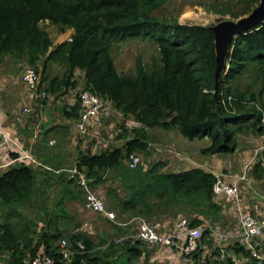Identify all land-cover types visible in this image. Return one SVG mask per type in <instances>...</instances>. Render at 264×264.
<instances>
[{"label": "trees", "instance_id": "obj_1", "mask_svg": "<svg viewBox=\"0 0 264 264\" xmlns=\"http://www.w3.org/2000/svg\"><path fill=\"white\" fill-rule=\"evenodd\" d=\"M163 1L0 0V55L23 56L35 69V63L42 59L39 83L45 87V96L63 94L68 88L76 87L75 72H81L82 88L108 100L136 125L123 127L118 133L120 137L126 130L132 133L121 145L77 148L72 161L65 166L60 159L55 160L60 162L54 164L56 168L75 164L91 189L104 185L105 171L114 170L118 185H106L101 194L109 197L119 211L142 217L156 213L177 217L179 210H192L194 215L187 217L186 226L203 227L204 219L208 224L214 223L221 211L211 190L212 172L199 166L162 171L160 160L147 167H129L124 160L132 151L147 149V129L153 126L176 129L189 140L206 138L207 144L200 147L202 153L229 152L235 146L236 133L264 131L260 111L248 103L252 99L260 102L261 91L246 94L247 90L232 84L251 63L264 73V17L230 41L224 67L215 75L211 26L167 22L155 17L151 11ZM240 3L244 6L235 15L248 12L257 0H240ZM213 10L226 12L220 8ZM44 19L60 31L71 28L69 38L52 44L48 33L39 25ZM131 38L152 41L156 58L151 64H144L137 57L132 71L121 73L114 67L109 49L112 43ZM47 61L61 65L60 74L45 75ZM227 95L232 97L228 103ZM259 104L260 108L264 107V103ZM80 110L77 90L71 101L59 107L66 118H76ZM16 154L11 153L12 157ZM12 160L0 173V203L4 207L0 221V264H26L27 259L37 254L48 257L49 264H119V261L130 264V259L142 253L137 241L125 245L124 253L94 249L88 235L70 231L71 216L65 208V202L79 198L80 193L82 200V187L64 169L36 171L27 158L18 156ZM256 166L254 172L259 169ZM36 172H40L39 182ZM54 182L60 194L51 208L40 206L41 215L36 220L19 222L13 218L31 200L40 199ZM41 184L43 187L39 188ZM207 235V227L202 228L199 242L205 241ZM61 237L66 239V247L73 250L65 257L57 244ZM78 241L83 250L76 249ZM226 249L247 256L236 264H255L248 257V250L237 241L226 245ZM2 253H6L3 258ZM214 253L201 257L197 248L191 259L194 264H214ZM225 260L226 264H234L230 256Z\"/></svg>", "mask_w": 264, "mask_h": 264}, {"label": "rangeland", "instance_id": "obj_2", "mask_svg": "<svg viewBox=\"0 0 264 264\" xmlns=\"http://www.w3.org/2000/svg\"><path fill=\"white\" fill-rule=\"evenodd\" d=\"M257 3H260L259 0H257ZM243 6L244 5L241 6L240 0H164L161 5L157 6L151 11V14L167 22L175 20L179 23L206 24L209 26H213L216 30L217 43L218 45H220L223 44L224 39H226V41L228 40L230 43V41L237 36L235 34L236 32H233V27L238 26L242 22H245L247 19H249L247 12L240 15L234 14L241 8H243ZM213 7L220 8L221 10H226V12H216L215 10H213ZM260 8L261 6L257 7L256 10L254 8L255 16H257L258 14V12L256 11ZM39 25L48 33L52 44L67 39L71 31L69 30V28H65L63 31H60L54 24L49 23L45 19L39 21ZM251 25L252 24H250L249 27H251ZM228 51L229 48L227 49V53ZM109 52L114 67L118 72L121 73L132 71L137 57L140 58V60L144 64H151L152 59L156 58V47L154 43L145 38H131L114 42L111 44ZM227 53L224 55V57H222L221 60H219V69L221 68V70L226 62L225 57L227 56ZM41 62L42 59L38 60L35 63V70H37V73H39V78L41 71ZM26 66L34 67V65L28 64L23 56H16L13 54L0 55V97L2 94V90L6 93L11 87L17 88L21 93L19 95L18 111H21V107L23 105H27L29 109H31L30 112L28 111L29 115H37L35 117L38 118V121L34 122V129L38 130L39 125L43 123L40 122V119L46 118V120L44 121H47L48 124L52 125L57 120L64 118L59 111L60 105L62 103H68L69 101H71V97H74L76 90L78 93V91L82 89L83 81L81 75L78 74L76 75V87L68 88V90L63 94L57 92L55 95H44L36 101H32L29 98L28 90L24 86V82H22L21 79V74L23 73L22 71ZM61 69V65L47 61L45 64L44 72L45 75H52L54 73L60 74ZM256 70L257 68L253 65V63L249 64L246 71L242 73L238 78H236L232 84H234V87L238 89L247 90L246 94L259 89L262 94V99L259 100L260 102L255 99H252L248 102L253 104L258 109L261 106L259 103H264V73L259 70H257L256 72ZM261 76H263V78H261ZM10 94L11 97L14 98L15 93L13 90H10ZM68 97H70V99L67 101L66 98ZM7 98H9V96ZM2 99L4 100V98ZM43 103L45 106L49 107L51 111L47 108H43ZM104 106H107L109 108L104 110L103 108H101V110L99 111L101 112L103 110L101 115L99 114L101 116V119H90L81 132H78L74 126L77 118L74 120V122L70 119V121L66 124L54 125V132H51V135L54 136V141H52V145H47L48 149H50V147L55 148L58 145L59 142H56V139L58 141L59 139H62L69 134L67 132V129L72 125V122L75 129V132L71 135V138L69 137L66 139V146L64 143H62L59 148L64 149V152H62L64 157L61 158L62 165L65 166V164L71 162V158L74 157L77 148L84 150L86 148L91 149V147L94 149H103L114 145L119 146L124 142L126 138L132 135V133L127 130L124 132V136L122 137L118 136V133L123 130V127L129 128L131 126H136L133 125V119L131 117L130 119L129 115L124 116L120 112V110L113 107V105L109 103L108 100H106ZM262 111L264 112V107H262ZM261 122L263 123L261 124L264 125V122ZM32 135L33 133H31L30 137L38 141V132L33 137ZM1 139L4 140V144H9L8 146L13 147L15 151H17L18 148H22L25 146L23 140H21L16 134L11 136L7 135L6 129H0V140ZM206 144V138H195L194 141H190L189 139L182 138L178 134L176 129L166 130L157 126H153L147 129V149L145 151L135 150L132 152H135V154H137V164L135 163L136 166L140 165L142 167H147L154 161L160 160L163 162L162 171L179 170L180 167L185 168L187 166V168H189L190 166H199L200 161H198L197 158L201 157L199 155V153H201L200 147L205 146ZM187 147H189V150L187 149ZM234 147L235 150L231 153H219L216 154V156L212 157L211 161L212 165L214 166L211 168V170L213 172L227 170V168L219 167L220 165L222 166V164L225 163L226 159L234 158V160L237 161L241 158L242 153L246 155L252 153L253 151H258V149L259 152L254 159H257L258 157L260 159L257 160L255 164H257L259 161L264 162V131L261 130L259 132L257 130H246L242 133H236ZM44 152L45 151H43L42 154H44ZM30 155L33 160H35L33 162L38 167H40V169H46L48 171L54 172L59 170V168H56L55 166H47L46 163L54 165L60 162L55 161L52 163L51 161L50 163L49 159L46 156H43L42 158H35L32 154ZM124 164L129 165V161L125 159ZM239 165L240 161L238 160L236 166L239 167ZM207 170L209 171V169ZM42 172L43 176L47 175L45 170ZM104 175V185H97L93 188L100 194L102 193V191H104L106 185H118V175L115 174L114 170L105 171ZM248 181L249 178L246 180V182L248 183ZM242 186L243 183H241L240 185L241 192L245 190V192L249 193V191H251L247 189V186ZM42 187V184L39 185V188ZM117 190L121 193V190L118 187ZM49 191L50 192H48L44 197L42 196L40 199L30 202L26 207L20 210L19 216L13 218H16V221L19 222L24 219H35L37 215H41L40 206H48L51 208L54 200L60 193L58 190L57 192H55L52 187L49 188ZM102 199L105 207L109 210L114 211L116 223L109 221L101 213L82 210L80 208L82 202L80 193L79 198H75L73 200L70 199L65 202L66 211L68 215L71 216L70 231L88 235L90 240L92 241L94 249L105 250L104 252H109V250H111L116 253L118 251L124 253L125 245L132 242L125 240L122 242V244L110 245L112 246L110 248H108V246L104 247L103 245L104 242H106L105 240H107L109 237L118 235L119 233L126 234L134 232V223H130L129 225H122L121 223L135 215H129L127 213L119 211L117 208L112 206L109 197H106L105 195H102ZM179 211L180 212H178V214L185 217H192L194 215L192 210ZM2 215H4V207L3 204L0 203V221L2 219ZM175 215L176 214L173 215L171 213H156L150 215V217L145 218H147L148 220H160L164 218H174ZM12 221L14 220L12 219ZM206 223L208 222L206 221ZM219 223L221 227L225 225L222 222ZM227 245H231V242H228ZM106 254L107 253L103 255L106 256ZM154 254L155 252L144 250L143 253H141L137 258H132L129 262L130 264H159L154 261H150V258H152V255ZM214 254L216 255V253ZM2 255L3 258L6 256V253H2ZM154 257H157V255H154ZM0 261H2L1 258ZM212 261H214V264H226L224 263L226 262V260H217L215 257ZM119 264L126 263L119 261Z\"/></svg>", "mask_w": 264, "mask_h": 264}, {"label": "built area", "instance_id": "obj_3", "mask_svg": "<svg viewBox=\"0 0 264 264\" xmlns=\"http://www.w3.org/2000/svg\"><path fill=\"white\" fill-rule=\"evenodd\" d=\"M22 72L21 79L22 82H24V86L28 90L29 98L32 101H36L44 96L46 94L45 87L39 83L40 78L37 70H35L32 66H26ZM230 99H232L231 95H227L226 102L228 103ZM78 100L81 105V110L76 117L77 119L75 118L76 121L74 126L78 132H81L90 119H100V115L103 110L108 109L109 107L104 106L106 103L105 99L96 95L93 91L87 88L79 90ZM101 108H103V110L99 112ZM258 110L261 113L260 123H262L261 121L264 122V112L260 107ZM28 111L30 112L31 109H29L27 105H23L21 107L20 112L22 114H28ZM17 152L18 153L15 157L20 156L22 158H27L30 162L34 161L30 153L26 151L24 147L18 148ZM252 157L253 154L245 161L242 165L240 173L234 174L226 171L214 172V180L211 185V190L215 196L225 195L230 198L236 212L238 224L235 241L248 250V257L250 256L253 258L255 264H264V251L260 248L259 241L254 239L256 236L261 234L264 229V218L256 217L247 212L243 208L239 196L238 182L245 178V170L249 168ZM127 161H129V167H135L137 164V154H135V152L129 153ZM62 169L67 172L68 177L73 178L75 183L80 185L83 189V198L80 208L82 210L101 213L109 221L116 223L114 211L104 207L102 195L88 186V180L80 172V170L77 169L75 164H71L67 168H59V170ZM130 223L135 224L134 232L126 234L119 233L118 235L109 237L103 246L106 247L110 244H122L125 240L130 242L137 241L142 250L144 248L152 247L156 251L159 248L165 250L166 252L174 253L177 257L178 264H188L191 260L192 253L197 250V248L200 249L201 253L202 249L199 247L200 230L207 227L208 232H210L212 236L214 235L211 251L216 252L215 258L217 260H225L226 257L230 256V259L234 264L243 261L240 256L226 250L225 240L229 239L232 234L229 231L218 227V224L215 222L205 224L203 227L200 225L186 226L187 218L179 215L166 220H148L142 216H133L121 224L129 225ZM57 244L62 249V257L72 253L73 250L66 247V239L64 237L59 238ZM76 249L83 250V245L80 241L77 242ZM203 252L207 253L205 249ZM153 259L157 258L153 257ZM25 262L26 264H49L50 259L46 256L37 254L30 259H27Z\"/></svg>", "mask_w": 264, "mask_h": 264}, {"label": "crops", "instance_id": "obj_4", "mask_svg": "<svg viewBox=\"0 0 264 264\" xmlns=\"http://www.w3.org/2000/svg\"><path fill=\"white\" fill-rule=\"evenodd\" d=\"M69 30L72 31L71 28H69ZM71 31H70V33H71ZM78 74L81 75V72L76 70L75 75H78ZM10 90L14 91V93H15L14 98L11 97ZM17 90H18L17 88H13V87H11L6 93H5V91L2 90L1 97L4 98V100L0 97V129H3V130L6 129L7 135H9V136L16 134L21 140H23L24 145H25L24 147L35 158L36 157L42 158L43 156L47 155L49 157V159H51L52 162H55L56 159H58V160L60 159V161H61V158L64 157V155L62 153V152H64V149H59V148L62 145V143H64L66 146V139L69 137L71 138V135L74 134L75 129L73 126V122H74L75 118H66L63 116L64 117L63 119L57 120L52 125L48 124L47 121H44V120H46V118L40 119V122H43V123H41V125H39L38 130H35L34 129V122H37L38 118L37 117L33 118L32 115L30 116L29 114H22L21 112L18 111V109H19V95L21 93L19 92V90L18 91ZM8 96H9V98H7ZM69 99H70V97L66 98L67 101ZM72 99L73 98L71 97V100ZM43 105H44V103H43ZM43 108H47L48 110H50L49 107H47L45 105ZM70 119H71V121H73L72 125L67 129V132L70 135L68 134L67 136L63 137L62 139H59L58 141L56 139V142H59L58 145L55 148L50 147V149H48L47 145H52V141H54V136L51 135V132H54V125L66 124L70 121ZM100 119H101V117H100ZM37 132L39 134L38 141L35 140L34 138L30 137L31 133H33V135H32V137H33L34 135L37 134ZM181 137L185 139V137H183V136H181ZM194 140L195 139H190V141H194ZM3 142H4V140L1 139L0 140V172L4 168H6L7 165L13 163L12 159H14L15 157H12L11 153H13V152L18 153L17 151H15V149L13 147L8 146L9 144H4ZM187 149L189 150V147H187ZM44 150H47V151H45V153L42 154L43 152H41V151H44ZM234 150H235V147L233 146V147H231L229 152H225V153H231ZM258 152H259V149H258V151H253L252 153L246 154V155H244V153H242L241 158L238 159L240 161L239 167L236 166L238 163V160L235 161L234 158L226 159L225 163L222 164V166L220 165L219 167L227 168V170H224L226 172H231L234 174L240 173L241 169H242V165L250 157V155L252 156V154H253L252 160L249 164V168L247 170H245V178L238 182L239 196H240L241 204L247 212L253 214L256 217H263L264 218V162L259 161L257 163V166H256L259 169L255 172L253 171L255 168L254 167L255 163L257 162V160L260 159L259 157L257 159H254ZM216 154H219V153H202V152L199 153V155L201 156V157L197 158V160L200 161L199 167H201V168L204 167V169L205 168H206V170L209 169L210 172L214 173L211 170V168L214 166V165H212L211 159H212V157L216 156ZM65 158H66V156H65ZM222 160H224V159H222ZM31 164H32L33 168L36 169V171H38L37 170L38 168L40 169V167H38L34 162H31ZM52 166H54V165H52ZM186 168H187V166L185 168L180 167L179 169H186ZM233 168H237V169H233ZM236 170H238V171H236ZM246 172H247V174H246ZM36 174H37V172H36ZM39 178H41L40 172L37 174L38 182H39ZM248 178H249V181L247 183L246 180ZM50 181H53V180L50 179ZM241 183H243L242 187L247 186V189H249L251 191H249V193L245 192V190L243 192H241V189H240ZM50 187H52L54 189V191L56 192L57 186H56V183L54 182L51 186L46 188V192L42 193L43 197L48 192H50L49 191ZM214 198L217 201V203L221 206V211L218 215L219 218L216 220L215 223L218 224V227L223 228L232 234V236L229 237V239L225 240V243L227 245L228 242L232 243L236 240V233L238 231L236 212H235V209L233 208V205H232L230 198L226 197L225 195H218V196H215ZM37 199H39V198H36V200ZM31 202H32V200H31ZM253 210H254V212H253ZM166 219H168V218H166ZM166 219H163V220H166ZM202 219H204V216L202 217ZM206 221L207 220L204 219L203 224H208V223H206ZM219 222H222L225 225L224 226L222 225L223 227H221L219 225L220 224ZM125 225H128V224H125ZM87 232H89V231H87ZM213 237H214V235L212 236V234L210 232H208V235L206 236V240L200 241L199 247L202 248L201 253H200L201 257L207 256L211 252V246H213ZM254 239H257L259 241L260 248L263 249V251H264V229L262 230L261 234L256 236ZM204 249L207 251V253L203 252ZM144 250L155 252L154 255H157V257H156L157 259H153L154 255H152V258H150L151 262L154 261V262L159 263V264H171V263L178 264L177 257L174 255V253H169V252H166L165 250H162L159 248L155 251L154 248H152V247L144 248L142 250V253ZM237 256H240L243 259V261L247 259V256H241L240 254H237ZM190 263L194 264L192 259L190 260Z\"/></svg>", "mask_w": 264, "mask_h": 264}, {"label": "water", "instance_id": "obj_5", "mask_svg": "<svg viewBox=\"0 0 264 264\" xmlns=\"http://www.w3.org/2000/svg\"><path fill=\"white\" fill-rule=\"evenodd\" d=\"M260 3H256L249 12H247L248 18L245 22H242L240 25L233 27V32H236L235 34L238 35L242 33L246 28L250 26V24H254L258 21H260L264 17V0H259ZM261 6L258 12L257 16L254 15V8L256 10L257 7ZM251 25V26H252ZM214 32V40H213V45H214V55H215V75H219L221 72V68L219 69L220 62L219 60L224 57V55L227 53L229 41L224 39L223 44L218 45L217 40H216V30L213 26H211ZM69 38V37H68ZM67 38V39H68ZM55 44V43H54Z\"/></svg>", "mask_w": 264, "mask_h": 264}, {"label": "bare ground", "instance_id": "obj_6", "mask_svg": "<svg viewBox=\"0 0 264 264\" xmlns=\"http://www.w3.org/2000/svg\"><path fill=\"white\" fill-rule=\"evenodd\" d=\"M32 104V103H31ZM37 106V105H36ZM31 108H33V107H31Z\"/></svg>", "mask_w": 264, "mask_h": 264}, {"label": "clouds", "instance_id": "obj_7", "mask_svg": "<svg viewBox=\"0 0 264 264\" xmlns=\"http://www.w3.org/2000/svg\"><path fill=\"white\" fill-rule=\"evenodd\" d=\"M69 37V36H68Z\"/></svg>", "mask_w": 264, "mask_h": 264}]
</instances>
